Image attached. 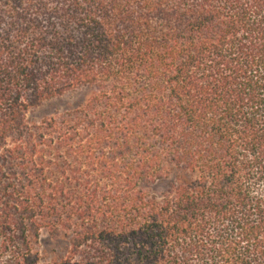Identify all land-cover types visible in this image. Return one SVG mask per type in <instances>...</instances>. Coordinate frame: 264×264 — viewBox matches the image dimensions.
I'll list each match as a JSON object with an SVG mask.
<instances>
[{
	"label": "trees",
	"instance_id": "obj_1",
	"mask_svg": "<svg viewBox=\"0 0 264 264\" xmlns=\"http://www.w3.org/2000/svg\"><path fill=\"white\" fill-rule=\"evenodd\" d=\"M0 264H264V0H0Z\"/></svg>",
	"mask_w": 264,
	"mask_h": 264
},
{
	"label": "rangeland",
	"instance_id": "obj_2",
	"mask_svg": "<svg viewBox=\"0 0 264 264\" xmlns=\"http://www.w3.org/2000/svg\"><path fill=\"white\" fill-rule=\"evenodd\" d=\"M91 93L92 90L90 89H81L70 92L63 97L47 101L30 111L28 113V120L31 123H40L44 119L73 110L83 103ZM40 249L48 261L59 260L65 255L68 244L61 238L57 239L44 234L41 238Z\"/></svg>",
	"mask_w": 264,
	"mask_h": 264
}]
</instances>
